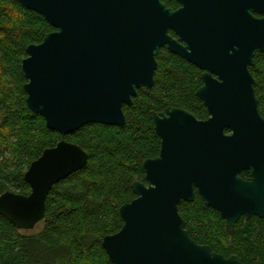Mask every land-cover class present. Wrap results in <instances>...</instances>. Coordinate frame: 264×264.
Segmentation results:
<instances>
[{
  "label": "water",
  "instance_id": "1",
  "mask_svg": "<svg viewBox=\"0 0 264 264\" xmlns=\"http://www.w3.org/2000/svg\"><path fill=\"white\" fill-rule=\"evenodd\" d=\"M16 1L54 28L26 46L21 73L28 109L62 137L88 123L124 125L122 107L153 85L162 46L202 70L207 118L175 106L150 113L159 153L143 161L145 181L132 182L121 228L102 238L111 263L244 264L196 243L178 204L197 193L228 233L242 216L264 218V118L249 70L264 52V0H176V10L162 0ZM86 162L63 138L45 148L24 173L30 193H1L0 215L33 229L51 187Z\"/></svg>",
  "mask_w": 264,
  "mask_h": 264
},
{
  "label": "trees",
  "instance_id": "2",
  "mask_svg": "<svg viewBox=\"0 0 264 264\" xmlns=\"http://www.w3.org/2000/svg\"><path fill=\"white\" fill-rule=\"evenodd\" d=\"M53 30L16 0H0V194H29L26 169L62 138L84 149L87 162L51 187L38 232L22 233L0 215V264H113L102 238L121 228L119 208L135 197L132 182L145 181L143 161L160 149L150 112L175 106L198 119L208 117L196 95L200 70L161 47L153 85L137 89L132 104L122 107L124 125L88 123L62 137L28 109L21 73L26 46ZM249 70L264 118V52L255 54ZM241 176L248 178L250 172ZM178 211L196 243L225 257L236 255L244 264H264V218L242 216L228 233L224 219L197 193L192 201H181Z\"/></svg>",
  "mask_w": 264,
  "mask_h": 264
},
{
  "label": "flooded vegetation",
  "instance_id": "3",
  "mask_svg": "<svg viewBox=\"0 0 264 264\" xmlns=\"http://www.w3.org/2000/svg\"><path fill=\"white\" fill-rule=\"evenodd\" d=\"M163 2H164V4L166 5V7H169V8H172V9H174V10H176V9H178L180 6H181V4L178 2V1H176V0H162ZM256 16H258L257 14H256ZM168 34L169 35H171L173 38H177L175 35H174V33H173V31H171V30H169L168 31ZM162 47H166V46H162ZM167 48V47H166ZM198 68V67H197ZM199 69V68H198ZM200 70V69H199ZM201 73H202V70H200V75H201ZM200 79H201V77H200ZM164 110V109H163ZM160 111H162V110H160ZM160 111H154V112H157V113H159ZM151 113V112H150ZM151 116V115H150ZM207 118V117H206ZM205 119V118H204ZM152 120V119H151ZM159 153V152H158ZM158 155V154H157ZM156 157V156H155ZM154 158V157H153ZM147 159V158H146ZM245 179H250V176L248 177V178H245ZM21 231H23V230H21Z\"/></svg>",
  "mask_w": 264,
  "mask_h": 264
},
{
  "label": "rangeland",
  "instance_id": "4",
  "mask_svg": "<svg viewBox=\"0 0 264 264\" xmlns=\"http://www.w3.org/2000/svg\"><path fill=\"white\" fill-rule=\"evenodd\" d=\"M41 229V224L39 223L37 226H35L33 229L29 230V231H22V233L25 234H32V233H36Z\"/></svg>",
  "mask_w": 264,
  "mask_h": 264
}]
</instances>
